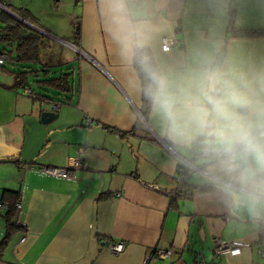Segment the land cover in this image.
Listing matches in <instances>:
<instances>
[{"label":"crops","instance_id":"obj_1","mask_svg":"<svg viewBox=\"0 0 264 264\" xmlns=\"http://www.w3.org/2000/svg\"><path fill=\"white\" fill-rule=\"evenodd\" d=\"M160 3L150 51L161 63L174 64L212 29L236 56L264 61V35L227 31L231 6L235 29H264V0ZM0 10L26 21L18 19L12 39L37 38L36 67L71 71L73 83L70 100L44 123L47 104L12 87L13 74L0 67V264H143L156 248L171 253L149 264H264V222L231 215L141 116V94L105 30L101 0H0ZM170 36L179 45L163 50ZM76 157L87 168L73 181L28 168ZM179 163L186 172L177 173ZM20 192L27 230L9 226ZM215 238L240 240L241 253L213 258ZM109 241H124L123 251L110 252Z\"/></svg>","mask_w":264,"mask_h":264},{"label":"clouds","instance_id":"obj_2","mask_svg":"<svg viewBox=\"0 0 264 264\" xmlns=\"http://www.w3.org/2000/svg\"><path fill=\"white\" fill-rule=\"evenodd\" d=\"M101 3L105 30L159 138L231 215L264 222V61L236 56L212 29L174 64L161 63L150 51L160 0Z\"/></svg>","mask_w":264,"mask_h":264},{"label":"trees","instance_id":"obj_3","mask_svg":"<svg viewBox=\"0 0 264 264\" xmlns=\"http://www.w3.org/2000/svg\"><path fill=\"white\" fill-rule=\"evenodd\" d=\"M234 17L235 8L234 6H231L227 27L228 34L232 33L237 36L264 35V29H235ZM19 26H22L21 21L6 11L0 10V52L7 54V59L0 65V67L7 70L10 74H13L14 84L12 87H19L22 93L24 88H30L35 95L33 98H38L40 102L59 103L61 105V103L69 101L71 95L68 93L73 92V83L69 79L72 72H68L66 70L64 72L57 73L56 71H51L49 69H45L44 67L37 68L36 65L39 63L37 38H11L14 27ZM67 69L70 70L71 67ZM138 76L140 80L143 79L142 75L139 73ZM33 87L35 89H33ZM141 98L142 101L139 112L143 119L146 120L148 105L142 95ZM182 167L181 163H179L177 173L182 170ZM182 172L184 173L186 171L182 170ZM100 197H102V195ZM15 203L12 210L14 215L16 214ZM15 225V221L9 223V226L12 229ZM259 235L261 239L264 240V224L260 226Z\"/></svg>","mask_w":264,"mask_h":264},{"label":"built area","instance_id":"obj_4","mask_svg":"<svg viewBox=\"0 0 264 264\" xmlns=\"http://www.w3.org/2000/svg\"><path fill=\"white\" fill-rule=\"evenodd\" d=\"M179 45V41L176 37L170 36L165 37L162 39L161 47L163 50H170L175 48ZM7 59V54L4 52H0V65ZM23 94L34 97V93L28 87L23 89ZM41 104H47V108L52 111H58L60 104L59 103H52V102H44L42 101ZM140 116V115H139ZM89 122V121H88ZM24 166V165H23ZM28 168L31 170L45 174L51 177H57L68 181H73L78 178L77 170L78 169H86L87 164L80 158H71L67 165L65 166H51V165H44V164H29ZM2 202L0 200V208L2 206ZM16 214H15V223L22 227L24 230H27L26 223L22 220V213H23V193L20 192L17 200H16ZM25 236L21 238V242L25 241ZM107 248L110 252L114 254L121 253L125 247L124 241H109L106 244ZM243 243L238 240H223L220 238L214 239L213 244V254L212 257L217 256H236L239 255L242 251ZM171 253L170 249L165 248H156L153 250L152 253L147 254L144 259L143 264H149L150 260L156 258H163L169 256Z\"/></svg>","mask_w":264,"mask_h":264},{"label":"water","instance_id":"obj_5","mask_svg":"<svg viewBox=\"0 0 264 264\" xmlns=\"http://www.w3.org/2000/svg\"><path fill=\"white\" fill-rule=\"evenodd\" d=\"M7 10L10 11L9 9H7ZM12 14L14 16H16L18 19H20L21 21L26 22L23 18L19 17L14 12H12ZM56 117H57V112L56 111H52V110H49V109H43V111L41 112V121L44 122V123L49 122V121L55 119Z\"/></svg>","mask_w":264,"mask_h":264}]
</instances>
